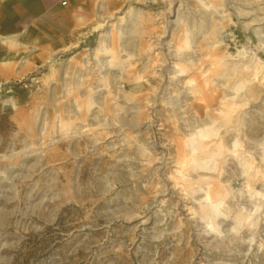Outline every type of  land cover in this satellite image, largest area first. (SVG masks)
Returning a JSON list of instances; mask_svg holds the SVG:
<instances>
[{
  "label": "rangeland",
  "instance_id": "1",
  "mask_svg": "<svg viewBox=\"0 0 264 264\" xmlns=\"http://www.w3.org/2000/svg\"><path fill=\"white\" fill-rule=\"evenodd\" d=\"M48 1L0 0V35L15 36L0 41V264H264V84L240 67L264 62V0H183L167 31L168 2L104 0L121 30L101 45L96 0ZM214 51L233 60L213 67ZM161 89L186 94L180 108L150 106ZM230 93L233 126L215 125L221 147L192 160L194 125ZM162 156L181 168L159 170Z\"/></svg>",
  "mask_w": 264,
  "mask_h": 264
},
{
  "label": "bare ground",
  "instance_id": "2",
  "mask_svg": "<svg viewBox=\"0 0 264 264\" xmlns=\"http://www.w3.org/2000/svg\"><path fill=\"white\" fill-rule=\"evenodd\" d=\"M97 2H96V7H95V12H96V16H95V21H96V25L95 26H93V30L96 32V33H99V40H100V45L101 44H104V43H106V37H107V35L111 32V30H113L112 28L114 27V29H115V31H118V30H121V25L119 24V25H117V23H114V22H112V20H113V17L111 16V15H103L102 14V11H103V2H104V0H96ZM145 1H150V0H145ZM225 1H229V0H224V2ZM160 2H168L167 4H168V9H166V10H163V11H159L157 14H156V17H158V19H160V18H163L162 19V23H160V24H162V26H164V28H165V30L167 31L168 29V23H169V25H170V23L172 24V25H174V26H176V25H178L179 24V14H180V7L181 6H183L182 4V2H183V0H160ZM226 3V2H225ZM229 4H231L230 2H228ZM234 4V3H233ZM210 5V4H209ZM212 7V6H211ZM211 7H210V9H211ZM170 8H171V10L173 9V12L174 13H172V11L170 12L169 10H170ZM259 11V10H258ZM253 12V11H252ZM110 14V13H109ZM173 14V15H172ZM127 15V14H126ZM172 15V16H171ZM226 15H228V14H226V10H224V9H219V10H215V17L217 18V20L218 21H221V20H223L225 17H226ZM252 15H253V13H252ZM174 17L175 16V19L174 20H170V21H167V18L168 17ZM230 17V16H229ZM123 18V15L122 16H120V17H118V18H116L118 21H120V19H122ZM217 21V22H218ZM122 22V21H121ZM120 22V23H121ZM254 25V24H253ZM221 28V27H220ZM109 29V30H108ZM222 29V28H221ZM224 29V28H223ZM250 29V28H249ZM125 31V30H124ZM222 32V31H221ZM186 33V32H185ZM1 37V36H0ZM189 37V36H188ZM222 37L223 36H221V34L217 37V39L215 40L214 39V41H212L211 42V45L210 46H212V49H215L216 47H220V44H221V40H222ZM156 38V40L157 41H159V39H157V37H155ZM186 38H187V36H186ZM168 44V43H167ZM187 44V43H186ZM156 45H159L158 46V48H154V47H156ZM188 45V44H187ZM136 46V45H135ZM147 46V45H146ZM164 46H166V44L165 45H161L160 43H156L155 45H153V44H149L148 46H147V52H149V51H152V49H153V51L155 50V49H159L160 50V52H162V53H164V59L166 58L167 60H173L174 59V56L172 55L173 53H172V49H170V48H168V46L167 47H164ZM104 47V46H103ZM160 47V48H159ZM101 48V47H100ZM106 48H108V47H106ZM262 49V48H261ZM99 49L97 48L95 51L93 50V53L95 52V56H96V52H97V54H98V52H100V51H98ZM163 50V51H162ZM104 51H106V49H104ZM89 52V51H88ZM215 52V51H214ZM152 53H154V52H152ZM217 52H215L213 55H212V57L210 58V64H211V66H213V67H220V65H221V63L223 62V63H225V62H227L228 60H233L232 59V57H229V58H224V57H222L221 58V61H220V59L218 58V55L216 54ZM248 54H249V52H248V50H247V48L246 47H242V48H240V49H238L237 50V53H236V55L235 56H238L239 58H246V57H248ZM129 54H127V56H128ZM149 55V54H148ZM158 55V54H157ZM101 56V55H100ZM127 56H125V57H127ZM130 57V56H129ZM193 56L191 55H189L186 59H188L190 62H193V58H192ZM100 58V57H99ZM185 59V60H186ZM100 59H98L97 61H99ZM110 60V59H109ZM108 60V61H109ZM110 62V61H109ZM195 62V61H194ZM193 62V63H194ZM100 63H101V65H104L106 62H103V61H100ZM167 63L168 64H172L171 66H170V69H175V70H178V67L176 66V64L174 63V62H166V64H164V65H167ZM109 64V63H108ZM107 64V65H108ZM113 64V63H112ZM105 66V65H104ZM167 66H169V65H167ZM109 67V66H108ZM166 68V66L164 67L162 64H161V66L159 67L161 70L163 69V68ZM240 67H242V69H245V70H247L248 72H249V74L251 75L250 76V81H249V85H251V84H255L256 83V86L257 87H259L261 84H264V62H262L261 60H259L258 58H253L252 57V59L250 58V61L247 63V64H245V63H243V64H241L240 65ZM111 68V67H110ZM103 69V68H102ZM163 71V70H162ZM89 72V71H88ZM103 72V71H102ZM120 72V71H119ZM105 74V73H104ZM260 74V78H258L257 77V75H259ZM104 76V75H103ZM182 77V76H181ZM173 78V77H172ZM172 78H170V77H168V83L171 81L172 82ZM177 78H179V77H177ZM178 81V80H177ZM183 81V80H182ZM199 81V80H198ZM174 83H175V81H174ZM177 83V82H176ZM196 83L193 81H191L190 79H189V81L187 80L186 82H184V84H183V86H184V88H190V87H192L193 85H195ZM198 85V84H197ZM134 87H135V89H140V83L139 82H136L135 83V85H134ZM180 87V86H179ZM181 89V88H180ZM190 90V89H189ZM139 91H141V90H139ZM202 91H204V90H202ZM184 93V92H183ZM128 95H129V93H128ZM130 95H132V94H130ZM143 95V94H142ZM136 96V95H135ZM184 96L186 97V94H184V95H182L181 97L179 96V97H174V96H172V97H174V98H172L170 95H169V97H165V89H161V91H160V93L155 97V98H153L152 99V103L150 104V106H153L154 104H156L158 101H159V103L161 102V103H164V104H167V105H170L171 107H173L174 109H178V108H180V106H181V104H182V102H183V98H184ZM199 96V95H198ZM235 94L233 93H230V94H227L226 95V97L223 99H220V100H222V107H223V109H219V110H213V114H214V117L212 116V118H209V119H206V120H203V121H197L196 122V124L194 125V132L190 135V137L187 139V141H186V143L184 144V147H185V149L188 151V153H189V156H191V158H192V160H193V157L195 156V155H197V156H200V155H202L203 153L205 154V152H206V150H207V148H210V147H217L218 146V143H217V140L218 139H216L217 137L216 136H218V130H216L215 129V125L217 126V124H222L223 126H226V125H229V124H231V122H232V112H233V110L235 109L236 110V107H237V102L235 101ZM144 97V96H143ZM195 97V96H194ZM123 98V97H122ZM0 99H1V96H0ZM131 99V98H130ZM148 100V99H147ZM1 103H4L3 101L1 102ZM147 103H150V101H147ZM203 103V102H202ZM221 103V102H220ZM10 105H11V103H10ZM99 105V104H98ZM216 106V105H215ZM101 107H102V105H101ZM169 107V106H168ZM192 107V106H191ZM153 108V107H152ZM181 108H183V106L181 107ZM238 108V107H237ZM138 109V108H137ZM170 109V108H169ZM206 109H209L208 107L206 108ZM216 109V108H215ZM103 110V109H102ZM185 110V109H184ZM210 110V109H209ZM129 111L131 112V111H135V106H130V108H129ZM174 112V111H173ZM186 112V111H185ZM205 112V111H204ZM212 112V111H211ZM235 112V111H234ZM129 113V112H128ZM127 113V114H128ZM207 114V113H206ZM205 114V115H206ZM212 114V115H213ZM234 114V113H233ZM103 115V114H102ZM101 115V116H102ZM181 115V114H180ZM207 115H209V113L207 114ZM206 115V116H207ZM216 115V116H215ZM235 116V115H234ZM209 117V116H208ZM107 118V117H106ZM206 118V117H205ZM109 120V119H108ZM120 120V119H119ZM107 121V120H106ZM125 121V120H124ZM181 123V122H180ZM111 125V124H110ZM123 126H125V124L123 123L122 124ZM232 125V124H231ZM233 126V125H232ZM234 127H235V125H234ZM217 128V127H216ZM228 132V131H227ZM225 133V132H224ZM185 141V140H184ZM262 143H264V142H261V144ZM233 145H236V142H234L233 143ZM182 146V145H181ZM180 146V147H181ZM176 147V146H175ZM219 147H221V144H219ZM219 147H217V149L219 148ZM224 147V146H223ZM259 148H261V147H259ZM216 150V149H215ZM216 151H218V150H216ZM223 151V150H222ZM221 151V152H222ZM213 153H214V151H213ZM175 154H176V152H175ZM183 154V153H182ZM222 154V153H221ZM262 155H264V154H262ZM154 156V155H153ZM207 156V155H206ZM203 158H204V156H202ZM202 157H200V158H202ZM208 157V156H207ZM209 157H212V156H210L209 155ZM246 157V156H245ZM159 159V158H158ZM184 159V158H183ZM250 156H249V154L247 155V157L246 158H244V164L243 165H241V166H243L244 168H248V170H249V172L248 173H252L251 175H253V174H256V173H258V170L256 169V168H254L253 167V164L251 165L250 164ZM253 159V158H252ZM261 159V158H260ZM156 160H157V157H156ZM160 166H159V170H162V169H165V167L167 166L168 168H173L174 170H176L177 169V171H178V169L179 168H181L180 166H178L179 165V162H177L176 160H172L171 158H168L167 159V161H164L163 160V156L162 157H160ZM163 160V161H162ZM186 160V159H185ZM200 160V159H199ZM262 161H264V158H262L261 159ZM183 161V160H182ZM198 162V161H197ZM203 162V161H202ZM206 162H207V160H205V162H203L204 164V167L206 166ZM243 163V162H242ZM194 166H196V165H194ZM166 167V168H167ZM183 167V166H182ZM200 168V167H199ZM242 168V167H241ZM242 170H243V168H242ZM246 170V169H245ZM244 170V171H245ZM177 171H176V173H177ZM245 172H247V171H245ZM176 173H174V174H176ZM180 173V172H179ZM247 174V173H246ZM250 175V174H249ZM257 175V174H256ZM254 176V175H253ZM251 177V176H250ZM249 177V178H250ZM174 183H176V182H174ZM174 187H176L175 185L173 186V187H171L170 189H166L165 188V192L166 193H168V191H169V193L170 192H174ZM180 187V186H179ZM179 191V190H178ZM165 192L163 193V194H161L162 196L161 197H163L164 195H165ZM176 192V191H175ZM178 192H176V194H177ZM192 193V192H191ZM194 193V192H193ZM185 194H187V193H185ZM180 195V194H179ZM177 196V195H176ZM193 196V195H192ZM180 198V197H179ZM207 198H208V196H207ZM183 200V199H182ZM206 201H207V199H206ZM164 202H165V199H161L160 200V204H164ZM205 204H207L206 205V208H207V210L209 211L208 213H210L212 216H214V217H216V216H219L220 214H222L221 212H218L217 211V213L215 214V212H216V208H215V206H213L210 202L209 203H205ZM185 208V207H184ZM185 210H187V209H185ZM160 211V210H159ZM163 211V210H162ZM190 212V211H189ZM209 218V217H208ZM239 219V218H238ZM209 220V219H208ZM245 220V218H240L239 220H235L236 221V223H235V226L237 225H240V223L242 222V221H244ZM207 224L211 227V230L213 229V227L211 226V224H212V222L209 220V221H207ZM204 225H206V224H204ZM215 229V228H214ZM213 229V230H214Z\"/></svg>",
  "mask_w": 264,
  "mask_h": 264
},
{
  "label": "crops",
  "instance_id": "3",
  "mask_svg": "<svg viewBox=\"0 0 264 264\" xmlns=\"http://www.w3.org/2000/svg\"><path fill=\"white\" fill-rule=\"evenodd\" d=\"M56 1H57V0H49V1H48V6H53V3H54V5H55ZM61 1H63V0H59V1H58L59 4H60ZM66 1H67V3L69 2V0H66ZM41 10H43V9H41ZM0 36H1V37H0V41H1L2 43H5V42H7V41H14V38H15V36H2V35H0ZM3 115H4V113H0V120L3 118Z\"/></svg>",
  "mask_w": 264,
  "mask_h": 264
},
{
  "label": "built area",
  "instance_id": "4",
  "mask_svg": "<svg viewBox=\"0 0 264 264\" xmlns=\"http://www.w3.org/2000/svg\"><path fill=\"white\" fill-rule=\"evenodd\" d=\"M60 5H61V6H66V5H67V1H66V0L61 1V2H60Z\"/></svg>",
  "mask_w": 264,
  "mask_h": 264
}]
</instances>
